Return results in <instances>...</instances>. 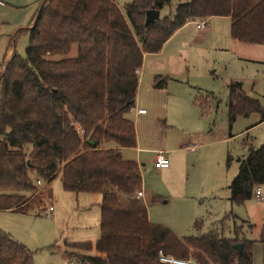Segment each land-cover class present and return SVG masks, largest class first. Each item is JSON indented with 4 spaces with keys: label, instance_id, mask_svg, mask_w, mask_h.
<instances>
[{
    "label": "trees",
    "instance_id": "16d2710c",
    "mask_svg": "<svg viewBox=\"0 0 264 264\" xmlns=\"http://www.w3.org/2000/svg\"><path fill=\"white\" fill-rule=\"evenodd\" d=\"M172 3L131 0L123 14L116 0H42L21 31L28 35L25 55L13 53L0 64V210L27 213L42 203L34 194L37 181L48 183L58 173L64 190L100 194L99 236L93 243H69L94 248L96 255H83L88 264H166L159 253L195 264H252L254 241L236 227L225 235L232 213L207 233L182 238L151 223L135 196L140 166L121 155L136 146L135 125L126 115L135 105L144 54L159 52L187 22L213 16L230 18L232 39L264 45V0H176L172 14L145 24L147 10ZM73 45L74 57H45L67 54ZM227 101L229 124L254 113L264 121V107L241 83L228 85ZM263 184L264 141L239 159L228 186L231 205L252 199ZM202 224L193 222L197 231ZM259 241L264 243V227ZM32 256L0 230V264H33Z\"/></svg>",
    "mask_w": 264,
    "mask_h": 264
},
{
    "label": "rangeland",
    "instance_id": "374dc122",
    "mask_svg": "<svg viewBox=\"0 0 264 264\" xmlns=\"http://www.w3.org/2000/svg\"><path fill=\"white\" fill-rule=\"evenodd\" d=\"M130 1L116 0L123 14ZM175 6L173 0L160 17L172 14ZM195 23L186 25V34L176 36L161 57H149L143 64L135 105L126 115L135 125L136 146L121 151L123 159L139 163L141 200L149 220L179 236L207 233L224 216L239 159L264 141L260 115L239 116L231 124L227 117L230 82L241 83L264 107V46L233 40L228 20L207 23L204 34ZM27 43L28 35L21 34L15 53L24 56ZM76 53L73 45L67 54L45 57L60 60ZM162 81V88H154ZM158 151L166 153L168 169H154ZM260 189L262 200L253 197L231 205L226 222L252 240L264 226V184ZM34 194L42 203L27 213L0 210V230L33 253V264H88L83 255H96L94 248L84 251L69 243H93L99 236L101 195L64 190L59 173L48 183H37ZM196 219L203 221L199 232L193 226Z\"/></svg>",
    "mask_w": 264,
    "mask_h": 264
},
{
    "label": "crops",
    "instance_id": "0c3cea01",
    "mask_svg": "<svg viewBox=\"0 0 264 264\" xmlns=\"http://www.w3.org/2000/svg\"><path fill=\"white\" fill-rule=\"evenodd\" d=\"M41 1L42 0H0V64H2L3 61L9 60L11 58L12 54L15 53V46H16L17 39L21 34H23L21 31L26 30L30 27L31 20L33 19L35 13L37 12V10L41 4ZM213 20H214V22H217V20H228L229 21V29H230V18L228 16H213V17H209V18H205V19H197V20L189 21L186 24H184L182 27L177 29L171 35V37L163 44V46L159 52L151 53V54H144L142 66L145 63V61L147 60V58H149V57H154V58L161 57L164 54V50H165L166 46L176 36L181 35V34L185 35L186 33H184V32H185L186 25L192 24L196 21L197 22L198 21H204V23H205L204 27H205L207 23H209V22L211 23ZM195 27H196V23H195ZM196 29L198 30V32H201L202 34H204L208 30L207 28L204 30L203 28L198 29L197 27H196ZM209 29H211V28H209ZM236 42L243 43V42H239V41H236ZM245 44H249V43H245ZM252 45L260 46L259 44H252ZM262 46H264V45H262ZM150 65H151V63H150ZM154 88H156V87H154ZM254 114H257V113H254ZM138 165H139V163H138ZM168 168H169V166L167 168H162V169H168ZM162 169H156V170H162ZM228 191H229V189H228ZM229 195H230V193H229ZM229 195L225 196V199L227 201L225 202V204H226L225 207H223V209H224V216L223 217H225V215L231 213V212H228V211H230V207H231V203L229 201ZM143 197H144V194L140 198H143ZM253 197H255L254 194H253ZM147 214H148V211H147ZM234 216H236V215H234ZM223 217L221 219H223ZM229 217L231 218V216H229ZM229 217H228L227 221L230 219ZM221 219H219L217 221H220ZM217 221H214L213 223L210 224V229H211L212 225ZM226 222H225V228H226L225 231L227 230V233L225 235L230 236L231 235L230 229H232V227L229 226L228 224H226ZM202 226H203V224H202ZM168 228L178 238L186 237L184 235L179 236L170 227H168ZM245 238H247V237L245 236ZM250 240H252V239H250ZM253 241H254V243H253V247H252V264H264V243L259 241V236H258V238L253 239Z\"/></svg>",
    "mask_w": 264,
    "mask_h": 264
},
{
    "label": "built area",
    "instance_id": "2783aa9c",
    "mask_svg": "<svg viewBox=\"0 0 264 264\" xmlns=\"http://www.w3.org/2000/svg\"><path fill=\"white\" fill-rule=\"evenodd\" d=\"M204 24H205L204 21H198L196 23V27L198 29L203 28ZM168 166H169V160L166 154L163 151H158L153 161V167L155 169H162V168H167ZM37 183L40 184V181H37ZM135 196L137 198L142 197L143 196L142 190L137 191ZM254 196L262 200V193H261L260 186L256 187L254 191ZM52 210L53 208L50 206L48 208V212H51ZM159 259L161 262L166 263V264H195L194 261H192L191 259L176 258L170 255H163L162 253H159ZM78 264H81V263H78ZM231 264H237V263L233 262Z\"/></svg>",
    "mask_w": 264,
    "mask_h": 264
},
{
    "label": "water",
    "instance_id": "95a60500",
    "mask_svg": "<svg viewBox=\"0 0 264 264\" xmlns=\"http://www.w3.org/2000/svg\"><path fill=\"white\" fill-rule=\"evenodd\" d=\"M145 24L148 25L154 21L160 19V10L157 9H149L145 12ZM241 243L234 244V248L239 252L241 250Z\"/></svg>",
    "mask_w": 264,
    "mask_h": 264
}]
</instances>
